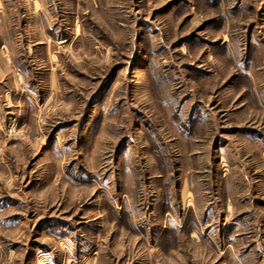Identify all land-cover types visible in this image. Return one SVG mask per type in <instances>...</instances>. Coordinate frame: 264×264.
<instances>
[{
  "label": "rangeland",
  "instance_id": "374dc122",
  "mask_svg": "<svg viewBox=\"0 0 264 264\" xmlns=\"http://www.w3.org/2000/svg\"><path fill=\"white\" fill-rule=\"evenodd\" d=\"M0 264H264V0H0Z\"/></svg>",
  "mask_w": 264,
  "mask_h": 264
}]
</instances>
